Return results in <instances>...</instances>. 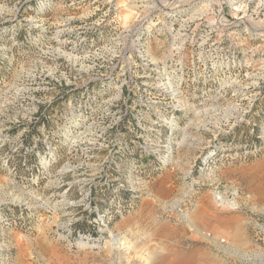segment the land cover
<instances>
[{
    "label": "rangeland",
    "instance_id": "374dc122",
    "mask_svg": "<svg viewBox=\"0 0 264 264\" xmlns=\"http://www.w3.org/2000/svg\"><path fill=\"white\" fill-rule=\"evenodd\" d=\"M262 30L264 0H0V264H264Z\"/></svg>",
    "mask_w": 264,
    "mask_h": 264
},
{
    "label": "built area",
    "instance_id": "2783aa9c",
    "mask_svg": "<svg viewBox=\"0 0 264 264\" xmlns=\"http://www.w3.org/2000/svg\"><path fill=\"white\" fill-rule=\"evenodd\" d=\"M215 201H216L218 207H222V208L228 207V208L233 209V210H238V208H239L238 203H237L235 198H226L223 196H216ZM232 204H234V205H232Z\"/></svg>",
    "mask_w": 264,
    "mask_h": 264
},
{
    "label": "bare ground",
    "instance_id": "6f19581e",
    "mask_svg": "<svg viewBox=\"0 0 264 264\" xmlns=\"http://www.w3.org/2000/svg\"><path fill=\"white\" fill-rule=\"evenodd\" d=\"M175 3V2H174ZM176 8V7H175ZM261 34H264V30H262V33ZM232 205H234V204H232ZM197 208V207H196ZM200 214H202V213H198L197 215L195 214V217H193L194 219V222H195V224H193L194 226H195V229H197V225L196 224H201V215ZM191 216V215H190ZM189 223V222H188ZM206 223V222H205ZM204 228V227H203ZM202 229V228H201ZM182 238H183V236H182ZM121 242V240H120V238H119V240H113V242H112V246H116L117 244H119ZM244 242V241H243ZM244 245V244H243ZM239 249V248H238ZM237 249V250H238ZM239 251H241V250H239ZM236 252V251H235ZM232 253V252H231ZM229 254H230V251H229ZM244 254H246V253H244ZM231 256H233V257H235V256H239V257H241V258H243L242 256H244V258L246 257L245 255H239L238 253H233ZM230 256V257H231ZM240 259V258H239ZM241 260V259H240ZM118 264H121V263H118Z\"/></svg>",
    "mask_w": 264,
    "mask_h": 264
}]
</instances>
